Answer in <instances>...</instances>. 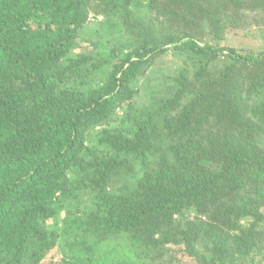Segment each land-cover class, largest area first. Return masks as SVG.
Returning a JSON list of instances; mask_svg holds the SVG:
<instances>
[{"label": "trees", "instance_id": "16d2710c", "mask_svg": "<svg viewBox=\"0 0 264 264\" xmlns=\"http://www.w3.org/2000/svg\"><path fill=\"white\" fill-rule=\"evenodd\" d=\"M92 12L100 41L72 56ZM254 13L264 0H0V264H42L59 240L61 264L263 252L264 52L203 43ZM171 49L191 60L118 114Z\"/></svg>", "mask_w": 264, "mask_h": 264}, {"label": "rangeland", "instance_id": "374dc122", "mask_svg": "<svg viewBox=\"0 0 264 264\" xmlns=\"http://www.w3.org/2000/svg\"><path fill=\"white\" fill-rule=\"evenodd\" d=\"M104 18L103 14H99L97 12H92L90 19L87 22L86 28L84 30V34H82L81 38H78L75 43V49L72 53V56H77L80 53H93V49L88 45L87 40L95 39L100 41L98 37L99 34L98 27L99 22H101ZM256 18H258V23H256ZM264 17L260 13H254L250 15L249 26L231 30L226 32L221 37H216L211 35L209 32L203 36L204 42L209 43L217 48H235L238 51L245 53H255L257 55L262 54L264 52ZM119 21V20H118ZM38 24L36 23V27ZM120 28L115 29L117 31ZM113 29L107 28L106 30H102L103 38L110 37L111 31ZM120 33H116L117 38L120 36ZM92 40V41H95ZM96 41V42H97ZM191 59L188 56L182 57L180 53L171 49L165 55L160 56L152 63L150 67L145 70L143 76L140 77V91L138 94L129 100L126 106H121L118 109V114H123V110L135 109L137 107L143 108L148 106L149 101V94L153 91V83L152 79H158L161 77H168V76H176L178 72L181 70V67L187 65V62ZM198 61V60H197ZM193 62H190L188 65L192 66ZM145 84H147L146 87ZM130 111V110H129ZM99 128V127H98ZM93 136H91V140H93ZM87 144L91 146V142L88 141ZM91 201V200H90ZM91 207V203L88 201L85 208L89 209ZM262 213L264 215V208L262 209ZM195 216V212L193 210L186 211L185 217L191 218ZM65 215H60L57 219H53L49 221V228L52 231L61 230L65 227L64 219ZM221 225L228 224L227 226L230 227L233 234H237L240 228L251 226V221L247 219L238 220L236 217L228 218L225 220H221ZM264 227V222L263 225ZM60 241V240H59ZM59 241L56 242V247L49 252L46 258L42 261V264H61L63 257L66 255L64 253V248L60 246ZM206 245V243H204ZM261 248V246H259ZM168 253L166 257L169 260H173L172 264H199V260L192 258L188 255L185 251L184 247L182 246H169ZM210 246L207 245L205 249L200 248L199 252H201L204 256L209 254ZM101 253V251H99ZM149 264V263H144ZM236 264H264V251L253 252L245 261L237 262Z\"/></svg>", "mask_w": 264, "mask_h": 264}, {"label": "bare ground", "instance_id": "6f19581e", "mask_svg": "<svg viewBox=\"0 0 264 264\" xmlns=\"http://www.w3.org/2000/svg\"><path fill=\"white\" fill-rule=\"evenodd\" d=\"M82 244V243H81ZM77 246V245H76Z\"/></svg>", "mask_w": 264, "mask_h": 264}]
</instances>
